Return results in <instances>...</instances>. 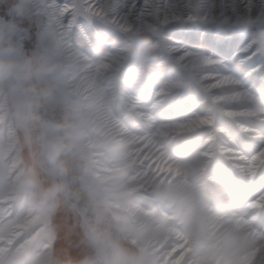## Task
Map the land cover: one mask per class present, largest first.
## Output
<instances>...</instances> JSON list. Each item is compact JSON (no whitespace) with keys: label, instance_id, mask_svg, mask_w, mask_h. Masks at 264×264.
<instances>
[{"label":"snow or ice","instance_id":"obj_1","mask_svg":"<svg viewBox=\"0 0 264 264\" xmlns=\"http://www.w3.org/2000/svg\"><path fill=\"white\" fill-rule=\"evenodd\" d=\"M107 5L108 0H39V8L51 17L50 32L55 30L61 45H67L78 18L86 16L99 18L124 34L93 33L92 40L99 38L105 49L125 44L143 31L161 45L159 61L175 60L189 73L200 64L207 65L197 76L189 74L194 85L190 93L187 85L175 81L150 84L146 87L150 102L128 104L123 118L121 112L107 114L118 133L135 135L140 145V163L133 178L137 187L133 200L125 205L127 215L116 218L117 231L146 264H264V193L246 202L238 197L223 209L207 208L206 228L197 243V230L172 206L160 204L151 191L157 182L188 179L187 171L169 162L161 150L169 138L197 141L210 166L217 156L222 157L250 182L264 173V107L251 113L241 110V99L249 92L264 96V0H117L115 9ZM10 7V2L0 3V14ZM242 14L254 18L250 28L218 27L221 20L239 19ZM19 33L18 28L15 37ZM179 42L185 46H177ZM232 49L239 52L223 59L207 54ZM115 62L109 58L89 71L109 68ZM174 93L181 100L193 97L195 111L190 118L172 114ZM181 106L178 101L176 107ZM0 127L10 138L7 121ZM17 163L0 154V170L14 169ZM125 224L129 227L122 228ZM55 232L49 214L25 207L14 197L11 180H0V261L16 264L27 251L50 245ZM75 253L79 259L81 250Z\"/></svg>","mask_w":264,"mask_h":264},{"label":"rangeland","instance_id":"obj_2","mask_svg":"<svg viewBox=\"0 0 264 264\" xmlns=\"http://www.w3.org/2000/svg\"><path fill=\"white\" fill-rule=\"evenodd\" d=\"M65 2L71 3L72 0H60V3ZM0 17L5 20L12 19L8 12L0 14ZM246 20H250L252 24L254 18H246ZM17 22L20 25V33L17 37L14 33H10L9 43L18 45V40V46L25 55L33 51L38 52L48 45L49 54L64 64L61 70L47 74L40 81L43 86L55 85L56 94L46 104L36 108L26 103L27 94L25 92L17 90L11 82H0V124L1 114L6 113L7 124L13 137L10 144H15L9 159L15 157V160H18L17 168L12 173H8L7 170L0 172V180H11L14 197L25 207L30 208L27 202L29 200L33 205L47 204L51 211L37 213L49 214L56 226L50 248L46 246L40 250H29L26 253L41 255L56 248L66 259L72 261L91 256L95 264H146L141 254L123 240L115 227L116 218L127 215L117 212L116 207L121 208V205L125 206L132 199L120 198L121 191L114 190L116 186L109 184L108 178L111 172L104 174L100 171L99 158L92 157L91 149L87 148L90 140L85 138V135L89 128L78 121L75 112L79 109L80 106H77V103L82 101L83 96L80 93L73 95L70 92L67 82L70 76L66 74V69L71 62L66 57L60 59L62 56L56 37L53 39L49 35L52 24L48 14L38 7ZM95 22V19L90 17H79L77 25L73 27V34L69 36L81 41L87 40L88 45L83 51L89 54L90 52L101 54V49H98L97 45L94 48L92 42L84 38L81 25L90 36L97 30L100 32L110 30L114 35H124L117 29L107 27L106 24ZM218 27L221 30L229 28L228 24L220 25V22ZM238 28L246 29L241 25ZM139 36L136 34L129 38L128 42L131 47L137 43ZM177 39L180 38L177 37ZM154 43L157 46L155 55L150 60L141 61V74L145 68L150 73L147 80L141 83L138 78L131 75V82L140 90V96L146 97L145 102L147 103L150 102L151 94L146 87L157 82V85H164L170 81L167 79L169 75L183 74L182 69L174 65V60L171 63L159 61L161 45L155 41ZM123 45L118 44L113 48L105 49L101 41V48L104 52L102 57L116 55ZM182 45L185 46L183 43ZM236 50L232 49L227 53L220 50L210 51L231 56ZM3 54V50L0 49V55ZM14 55L16 59L23 58L19 52ZM72 70L74 67L71 68ZM123 71L129 72L127 64ZM104 82L106 83V80ZM193 88L194 86L190 87L187 92L190 93ZM118 91L121 89L119 88ZM116 99L115 106L124 110L125 104L121 100L120 93L116 95ZM179 99V93L171 97L173 115L180 113L177 112L178 107H176ZM260 100L264 103V96H261ZM192 101V96H185L179 101L182 105L179 110L182 109L187 114L191 110L195 111ZM0 134H3L2 127H0ZM164 144L168 146V150L173 155L182 156L184 161L189 160L203 149L197 141L181 137L166 139ZM101 165H104V162ZM209 169L218 170L220 176L229 184L227 187L234 189L231 195L235 198L239 197L241 201H249L264 190V173H261L254 182H250L247 177L236 173L226 159L219 156L213 160L211 166L209 164ZM207 173V171L196 172L194 180L202 183L201 188L205 195L212 197L214 182ZM219 199L209 200L218 209H223L227 204L220 203ZM161 204L166 205L164 202ZM69 219H71V227H69ZM127 227H129L127 224L122 225V228ZM76 249L81 250L79 259H76ZM0 264L4 262L0 261Z\"/></svg>","mask_w":264,"mask_h":264},{"label":"bare ground","instance_id":"obj_3","mask_svg":"<svg viewBox=\"0 0 264 264\" xmlns=\"http://www.w3.org/2000/svg\"><path fill=\"white\" fill-rule=\"evenodd\" d=\"M251 17L252 16L250 14H242L239 19H232L227 21L221 20L220 25L228 24V27L238 28L242 24V22L246 21V18L248 19ZM49 19L51 21L50 16ZM93 19H95V23L98 22L102 25L106 24L103 20L99 18ZM106 26L111 28V26L108 24H106ZM80 28L81 32L84 35V38L92 42L93 47L96 48V43L92 40L90 34L84 29L82 25ZM73 30L74 29L72 28V30L69 32V36L73 34ZM97 32L100 31L97 30ZM142 33L144 32L140 31L137 34L141 35ZM69 36L67 45H61L58 42L57 45L60 49V54L62 56L60 57V59L66 57L68 58V61L71 62V64L66 69V74L70 76V79L67 82L69 83L68 86L70 87L71 94L74 95L75 93H80V95L83 96V98H81L82 101H80V103H77V106L80 107L79 109H76L75 112L78 121L82 124L87 125L89 128L86 131L87 134L85 135V138H88L90 140L89 147L87 148L91 149L92 157L99 158V170L104 172V174L105 172H111L108 178V181H110L109 184L116 186L114 190L121 191L120 198L123 200L128 198L133 200V193L137 187L133 178L136 175L135 170L138 164L140 163V157L138 156L140 145L135 135H125L118 133L116 128H114L107 119V114L114 113L115 111L121 112L123 118V115L127 113V105L135 101L147 103L145 102L146 97H141L140 90L135 87V85H133V82H131V75H129V72L127 73L123 71V69L126 68L127 53L131 48V44L129 42L125 43L121 47V51L118 52L116 55H111L110 57H102V55L98 54V52H92V54L90 52L89 54L83 51V49L79 47V43L81 40L70 38ZM177 40L179 41L180 39ZM182 43L183 42H179L177 46L183 47ZM114 46H109L108 48H113ZM240 47L242 48L243 45H241ZM238 52L239 49L236 50L235 54ZM207 54L213 56L216 59H223L225 57V54H220L215 51H209ZM97 56L101 59H93V57ZM113 57L115 58L116 62L112 64L111 67L102 70L96 69L94 71H89V69H92L94 66L99 65L105 60ZM76 58H79L81 60L86 58L90 61V63H88L84 68L77 70L73 64V60ZM160 65H162V63ZM174 65L180 67L182 69L183 74L169 75L167 79H170V81L168 83H165L164 85L175 81L176 83L187 85L186 91L190 87L194 86L188 79L187 75L192 74L195 77L197 76V73L199 71H203L207 67V65L200 64L197 70L189 73V71L185 70L175 60ZM73 67L74 70L71 71V68ZM184 77H186V79H184ZM104 80H106V83H103ZM157 83L155 84L157 85ZM119 88L121 89V91H118ZM118 93H120L121 100L125 104L124 110L121 107L115 106L117 104L116 95ZM260 99L261 96H257L255 93L249 92L246 96L241 99V104L244 106V108L241 110L246 111L247 113H251L255 111L257 107H264V103H262ZM180 100L181 99H179L178 101ZM179 108L180 107H178L177 112L180 113L178 115H174L177 118H190V116L194 112L191 110V112L187 114L186 112H184V110H179ZM6 116V113L1 114L2 120L0 125L5 124V122L7 121ZM80 123H78V125H80ZM2 130L3 134H0V154H3L7 159H9L11 150L12 148L14 149L15 144H10L11 139L13 140L12 135L10 136V138H8L4 134L5 130L3 127ZM161 150L165 153L166 157L170 158L169 162L174 163L175 165L179 166L182 170L187 171L188 179L187 181H185L181 177H176L170 182H157L153 186L151 191L156 200L160 202V204L163 201L158 195V190L162 186L178 189L186 195L188 193H195L197 194L201 203H203L205 200L213 198L216 200L220 198L219 200H221L218 189L221 187L229 188L227 187L229 184L226 183L224 179L220 176L221 174L218 170L209 169V163L203 155V149L199 150L195 154V156L186 161L182 160V156L179 157V155H173V153L168 150V146L165 144H163ZM12 159L15 160V157ZM102 162H104V165H101ZM16 168L7 171L8 173H12L14 170H16ZM3 171L5 170H0V172L2 173ZM205 171L208 172L207 174L210 175L212 179L211 181L214 182L215 188H212V191L214 192V195L212 197L211 195H205L202 192V183L197 180H194V174L196 172L204 173ZM243 176L246 177L245 175ZM261 193H264V190ZM256 197H253L252 199H255ZM236 199L237 198L233 197L230 194L227 201L223 203L229 205L232 201ZM212 206H215V204L212 203ZM116 211L119 213L121 212L122 214H127L124 205H121V208H119V206L116 207ZM236 241L239 242V239ZM50 247V245H47V248Z\"/></svg>","mask_w":264,"mask_h":264},{"label":"clouds","instance_id":"obj_4","mask_svg":"<svg viewBox=\"0 0 264 264\" xmlns=\"http://www.w3.org/2000/svg\"><path fill=\"white\" fill-rule=\"evenodd\" d=\"M11 3L8 9V15L13 19L5 20L0 17V49L3 50V55H0V82L13 84L19 91L27 94L26 103L33 108L46 104L55 94L56 86H43L40 81L43 80L47 74L54 73L64 67L62 61L54 59L49 54V47L45 45L40 51H33L31 54L25 55L20 46L9 43V34L14 33L19 27L17 21L27 17L34 9L39 7V0H0V3ZM117 0H108V8L115 9ZM244 28L252 26L250 20H246L241 24ZM50 37L55 39L56 32L53 29L50 32ZM97 48H101V40L99 38L95 41ZM87 40H82L79 43L81 49L86 48ZM156 44L152 36L148 33H142L137 38V43L134 44L127 53V67L129 74L138 78L141 83L147 80L150 75L147 68L143 69L141 74V61L150 60L156 53ZM19 52L23 58L16 59L15 53ZM99 57H93L98 59ZM90 61L88 59L76 58L73 60L74 67L79 70L84 68ZM221 197L220 203L226 202L229 195L234 193V189L221 187L218 189ZM158 195L166 205L173 207L174 211L178 213L185 221L194 227L196 231L197 243L200 241V233L206 228L207 213L206 209L212 206L211 200H205L203 203L199 201L197 194L188 193L187 195L178 189L162 186L158 190ZM196 203H192V202ZM30 208L36 212L51 211L47 204L33 205L29 200ZM192 204L191 208L186 206ZM58 206V202H57ZM163 223L168 224L169 220L165 217L160 218ZM232 239L238 240V236ZM16 264H95L91 256L82 260L72 261L66 259L61 251L53 248L49 252L41 255L33 253H25L17 259Z\"/></svg>","mask_w":264,"mask_h":264}]
</instances>
